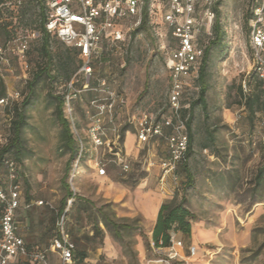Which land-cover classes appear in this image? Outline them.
<instances>
[{
	"label": "rangeland",
	"instance_id": "obj_1",
	"mask_svg": "<svg viewBox=\"0 0 264 264\" xmlns=\"http://www.w3.org/2000/svg\"><path fill=\"white\" fill-rule=\"evenodd\" d=\"M16 2L12 0L10 8L0 12L1 44L9 38L3 30L6 25L9 28L16 25L10 32L11 38L21 37L26 28L39 30V0H23L19 5ZM215 2L227 35L224 47H214L211 51L208 67L211 87L207 93L210 117L205 119L201 106L195 109V143L191 155L162 181L160 161L168 157L163 142L152 141L143 149L134 143L132 170L110 173L116 183L112 188L113 197H106L105 184L91 176L94 163L85 162L76 183L77 196L66 218V228L77 246L75 264H146L147 259L155 255L151 227L143 221L144 217L124 214L132 209L124 205L130 197V193L124 194L125 189L132 193L172 190L174 196L187 197L188 207L197 216L193 221V237L196 240L194 245L198 247L196 255L189 258L191 241L188 236L182 237L188 264H264V180L261 186L254 180L258 168L264 163V115H259L252 125L245 107L237 103L240 100L239 85L245 88L248 76L255 69L251 41L253 21L249 20L253 10L255 16L256 9L264 5V0H213ZM166 8L167 0H150L146 28L137 31L142 17L140 21H124L125 39L105 46L104 62L94 65V76L105 77L107 89L86 90L75 103V116L82 132L96 113L91 100L96 96L107 97V91L119 96L113 116L108 115L105 120L109 133L113 132L114 126H120L122 130L130 128V133L134 134V129L126 123L131 115L146 112L162 119L172 114L169 104L171 71L167 64L169 29L163 16ZM204 9L201 1L199 12L206 30L201 42L205 47L209 44L207 32H213L212 26L218 15L210 21ZM52 41L55 51L65 46L58 39ZM40 43L41 38L30 41L28 69L14 56H10L9 65L2 67L7 93L27 92V82L41 60L38 54ZM60 86L52 88L48 80L40 82L35 87L33 103L25 111L27 125L22 132V168L18 170L15 183L19 184L21 195L30 203L29 208L19 211L20 226L27 236L29 248L35 245L49 248L58 231L57 213L68 193L66 173L71 168L72 153L66 146L67 138L57 117V100L52 95L60 94ZM198 95L199 89H192L182 100L188 106ZM8 113V109L0 107L3 139L10 134L6 122ZM10 114L11 117L14 115ZM208 131L214 132L215 143L204 148ZM171 132L165 130V133ZM10 157L18 162L14 155ZM147 158L153 161L149 170L145 163ZM186 164L194 178L190 183H187L184 172ZM0 179V188L9 192L14 180L5 166L0 168ZM119 197L120 200L115 199ZM40 200L50 202L53 208L39 205ZM112 222L120 228H115ZM197 223L211 230L214 238L199 243ZM124 225L128 227H122ZM82 252L87 254L85 260H79ZM50 261L51 264H61L60 259L51 253ZM11 264L26 263L15 261Z\"/></svg>",
	"mask_w": 264,
	"mask_h": 264
},
{
	"label": "built area",
	"instance_id": "obj_2",
	"mask_svg": "<svg viewBox=\"0 0 264 264\" xmlns=\"http://www.w3.org/2000/svg\"><path fill=\"white\" fill-rule=\"evenodd\" d=\"M46 4V30L68 46L77 48L83 58V63L72 78L62 86L59 93L63 96V111L68 119L75 141V154L68 175V184L73 193L67 200L63 214L57 213V234L47 250L29 248L25 239L18 234L16 211L21 204V192L17 180L18 163L13 159L6 160L10 176L13 178L9 192L0 188V264H11L20 257H27L34 264H50L48 251L57 253L61 264H75L76 244L66 228V218L77 196L76 183L82 175L84 163L91 161L98 176L108 174V165L115 164L121 172L132 170V162L127 153L125 140H122V129L114 126L112 133L106 127L107 116H113L119 96L107 91L105 98L95 97L91 100L96 113L91 118L85 132L81 131L76 120V101L86 90L107 89L105 77L94 76L95 59L100 55L102 47L109 43L122 42L125 39L123 22L142 17L145 0H41ZM203 1L205 15L210 21L215 19L212 11L213 0H167V11L163 15L169 30L176 40V46L169 50L168 67L171 71V85L169 104L172 110L170 116L159 119L153 113L143 112L131 115L126 123L134 129L136 143L143 149L153 140H164L167 143L168 157L160 161L163 171L162 181L175 172L178 165L186 159L189 149V134L187 120L182 114V97L188 77L196 74L200 65L203 50L194 42L196 33L204 25L201 20L198 4ZM23 0H17L16 5ZM12 0H0V12L10 8ZM264 5L256 9L252 24V45L255 55V70L264 77ZM18 18L17 16L15 17ZM12 30V26L10 27ZM41 31L26 28L19 38H11L6 43H0V71L4 65L11 63L10 56H14L21 66L28 69L27 54L32 39L41 37ZM81 82V84H80ZM246 89V86H245ZM20 91L7 93L0 98V107L8 109L7 127L12 126V106L21 100ZM125 103L124 100H121ZM172 130L165 133V130ZM130 133V128L126 134ZM9 135L0 142L5 143ZM126 139V135H125ZM5 141V142H4ZM95 154V155H94ZM152 166V162L147 163ZM41 206L53 205L45 200L38 201ZM154 248L156 247L153 243ZM185 245L174 232L168 247H156L155 255L147 259L146 264H188L184 253ZM181 250V251H180ZM198 247L189 246L190 257L196 255Z\"/></svg>",
	"mask_w": 264,
	"mask_h": 264
},
{
	"label": "trees",
	"instance_id": "obj_3",
	"mask_svg": "<svg viewBox=\"0 0 264 264\" xmlns=\"http://www.w3.org/2000/svg\"><path fill=\"white\" fill-rule=\"evenodd\" d=\"M4 1V0H1ZM40 6V14L39 15V30L41 31V43L38 48V54L40 57V61L38 62L34 72L32 73V78L27 82V92L23 90H18L22 94L21 100L15 103L12 106L10 113H14V120L12 121V126L10 129V134L7 142L0 143V168L2 166L7 167L6 160L12 159L10 155H14L18 160V170L22 168V154H23V146H22V132L25 126L27 125L26 118V108L33 103V97L35 95V87L42 81L48 80L51 82L52 88H57L59 85H63L67 83L72 76L79 70L83 63V58L81 56L80 51L73 47L65 46L58 48L56 51L53 49V41L52 39H58L55 36L51 35L45 28V22L47 19V8L46 4L39 0ZM149 5L150 0H145V6L142 14V23L137 28V31L146 28V25L149 22ZM200 7V3L198 4V8ZM167 11V8H166ZM212 11L218 15L216 20L213 23V32L208 34L209 44L207 46H203L201 42V36L206 33L205 26L203 25L200 30L196 33L195 36V44L198 48L203 50V55L200 57V65L198 72L188 77L187 84L185 87V91L183 96L191 91L192 89H199V95L196 99L184 104L183 100V108L182 114L183 117L187 120V131L189 134V149L186 154V159L192 153L195 136L193 132V120L195 117V109L198 106H201L203 109L204 117L206 120L209 119V102L207 99V93L211 87V74L208 71L209 61L211 56V51L214 47H224V41L226 37V30L223 27V24L219 18L220 12L217 8L216 2L212 5ZM25 14L22 15V17ZM254 19V10L250 21ZM17 23V22H16ZM16 25L12 26V30L9 26H4L3 30L5 34L9 37L8 40L11 39V33L15 29ZM252 30V27H251ZM59 40V39H58ZM168 40V49L171 50L176 46L175 37L172 34V31L169 30ZM60 41V40H59ZM62 42V41H61ZM105 44L102 47L100 55L95 59L96 64H102L103 61V53L105 51ZM264 55V54H263ZM0 71V98L7 95V87L5 82V74ZM246 89L243 85H239V101L237 103L243 105L248 113V119L252 125H254L255 120L259 117V115H264V77H261L259 73L254 69L253 72L247 78ZM53 97L57 100V117L59 122L62 124L67 142L66 146L71 151L70 162L74 158L75 154V141L73 138V134L71 131L70 123L68 119L65 117L63 111V96L62 94H58ZM183 99V98H182ZM13 110V111H12ZM126 128L122 130V140H125ZM215 143V135L213 131H208V142L204 144V148H209ZM185 161V160H184ZM184 161L182 163H184ZM8 168V167H7ZM184 172L187 176V183L193 181V174L188 168L187 164L184 166ZM69 172L67 171L66 176L68 178ZM255 184L261 186L262 181L264 180V163L258 168L257 173L254 177ZM0 185H2V181L0 179ZM66 187L68 190L67 195L63 198L59 213L63 214L65 208L67 206V198L72 197L73 193L70 190V186L68 182H66ZM197 220V216L190 210L187 205V197L183 195L179 198L178 194L174 196L173 199L164 202L160 208L156 224L153 229L152 239L153 243L156 247H168L171 244V236L172 232L180 231L185 237L189 238L192 236V227L193 221ZM108 222H111L108 220ZM115 228H120V225L113 223ZM128 227V226H122ZM118 233V232H117ZM184 242V241H183ZM192 244V243H191ZM190 244V245H191ZM189 245V246H190ZM79 260H85L87 254L85 252L80 253ZM75 259L78 257L75 255Z\"/></svg>",
	"mask_w": 264,
	"mask_h": 264
},
{
	"label": "crops",
	"instance_id": "obj_4",
	"mask_svg": "<svg viewBox=\"0 0 264 264\" xmlns=\"http://www.w3.org/2000/svg\"><path fill=\"white\" fill-rule=\"evenodd\" d=\"M129 135H131V138ZM128 136H129V139H127ZM128 136H126L125 145H126L127 153L130 156V160L133 163L134 156L131 154V151L133 150V148H132L133 144L136 143V137L132 133H129ZM129 140L131 141L130 146L128 145ZM158 140H160V139H158ZM158 140L156 139L153 141L155 142ZM161 142H163L164 151H166V153L168 155V149H167L166 141L161 140ZM148 160L153 163L152 159L150 160L149 158H147L145 160V163H148L149 162ZM152 166H149L147 164V169L149 170ZM117 170H119V168L115 164H109L108 165V174L106 176H98L96 169H94L93 172L91 173V176H93L94 179H97L100 182H102L103 184H105V187L103 189L107 191L106 197H113V195H114L112 188L114 187L113 185L116 183L111 179L110 173L112 171H117ZM129 193H130V197L128 198V200L125 199L126 201H124V205H128L132 209L128 212L126 211V213H124V214L128 215V217H135L136 215L141 214L144 217L143 221L148 226L151 227V233H153V229H154V226L156 224L160 208L166 200L174 198L173 191L172 190H165V192H158L156 190H153L152 193H145V192L132 193L131 191H129L127 189L124 190L125 195H127ZM68 198H67V200H68ZM20 199H21V204H20V207L16 211L15 219H16V223L18 225V234L21 235L25 239V242L28 245V243L26 241L27 236H26V234H24L22 232V228L20 226L19 211L22 209L29 208L30 203H28L27 200L25 199V197H23L22 195H21ZM115 199L120 200V197L115 198ZM203 230H206L207 232H203ZM196 231H197L199 243L206 242V241H209L210 239L214 238V233L211 230L204 228L202 223H197V230ZM174 234L178 239H182V237L185 236L180 231H174ZM0 235H1V232H0ZM52 239H51V242H52ZM189 240L191 241L192 244L196 243V240L193 237V227H192V236L189 238ZM32 248L40 249V250H47V248H43L40 245H35ZM50 253L53 255H56L60 259L59 255L57 253H53V252L48 251V258H49L50 264L52 263L50 261ZM75 253H76V251H75ZM184 253H185V250H184ZM188 253H189V247H188ZM16 262L17 263L23 262L26 264H34L27 257H20L19 259H17Z\"/></svg>",
	"mask_w": 264,
	"mask_h": 264
}]
</instances>
